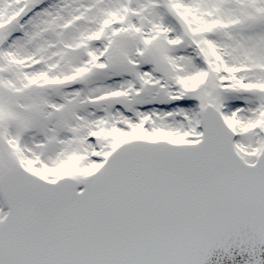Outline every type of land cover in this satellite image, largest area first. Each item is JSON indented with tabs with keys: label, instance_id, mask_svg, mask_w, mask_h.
I'll use <instances>...</instances> for the list:
<instances>
[{
	"label": "snow or ice",
	"instance_id": "6c2138e0",
	"mask_svg": "<svg viewBox=\"0 0 264 264\" xmlns=\"http://www.w3.org/2000/svg\"><path fill=\"white\" fill-rule=\"evenodd\" d=\"M0 264H264V0H0Z\"/></svg>",
	"mask_w": 264,
	"mask_h": 264
}]
</instances>
